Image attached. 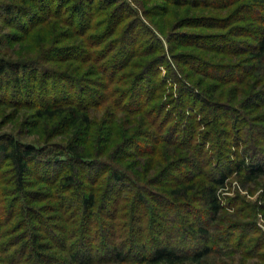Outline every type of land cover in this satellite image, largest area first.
Instances as JSON below:
<instances>
[{"label": "rangeland", "instance_id": "obj_1", "mask_svg": "<svg viewBox=\"0 0 264 264\" xmlns=\"http://www.w3.org/2000/svg\"><path fill=\"white\" fill-rule=\"evenodd\" d=\"M263 1L119 0L109 6L93 0L89 6L83 3L81 12L75 15L68 5L55 8L53 4L42 15L45 23L35 27L22 24L16 30L0 23V63L23 68L15 79L8 73L3 77L0 139L9 136L37 151L24 180L26 201L38 200L40 206L51 203L46 198L52 193L49 185L63 171L59 164L65 157L63 148L75 131V127L61 126L60 120L38 118L35 111L75 107L87 113L90 123L86 138L81 140L86 153L89 157L102 152L109 155L88 158L96 159V164L82 168L86 180L76 190L80 197L93 192L97 198L90 218L92 226H97L91 230L90 244L92 248L100 245L95 238L100 235L98 221L114 224L111 228L122 234L121 241L118 235L117 240H111L114 244L127 241L124 229L128 210H120L127 204L115 203L116 196L107 195L93 180L106 179L104 171L108 168H119L124 173L133 169V159L121 163L115 160L122 159L124 152L135 155V150L122 143V137H129L131 132L144 145L138 149L164 147L152 146L145 139L159 135V130L151 127L155 119L149 111L152 105H158L161 116L171 117V140H180V133L191 132L192 127L196 148L207 133L204 127L193 126L200 121V102L192 100L198 95L219 106L215 112L219 117L216 132L211 135L212 143L204 148L212 166L220 171L227 165L226 161L216 160L220 152L232 161L245 158L249 164L260 163L263 174L255 181L247 180L242 172L229 174L224 189L217 193L221 210L215 221L204 214L205 208L199 203H193L189 212L171 210L167 217L164 207L148 200L146 206L138 207L144 221L137 224L136 247L148 249V240L164 241L163 237L170 236L184 254L207 249V256L197 264H264V64L250 59L263 38ZM152 94L155 98L149 102ZM179 100L184 104L182 109L174 106ZM137 109L143 112L135 116L127 112ZM236 113L240 122L234 124ZM179 125V133H175ZM145 134L149 136L143 137ZM179 140L180 148L184 143ZM179 148L171 150L181 154ZM174 175L185 180V175ZM7 177L8 164L0 157V192L7 189ZM122 187L117 185L118 193ZM3 212L0 210V223L5 217ZM154 214L161 219H155ZM113 215L125 218H108ZM56 223L64 226L69 222ZM176 223L187 229L188 236L181 234ZM3 229L0 226V231ZM95 250L93 264L111 260ZM138 253L143 254L137 252L135 257Z\"/></svg>", "mask_w": 264, "mask_h": 264}, {"label": "trees", "instance_id": "obj_2", "mask_svg": "<svg viewBox=\"0 0 264 264\" xmlns=\"http://www.w3.org/2000/svg\"><path fill=\"white\" fill-rule=\"evenodd\" d=\"M3 1L0 0V23L13 29L22 28V24L33 27L42 25L45 23L41 20L42 15L47 14L53 4L55 8L58 5L62 7L68 5L73 11L72 14L75 15L81 12L83 3H86L85 6H89L93 2V0ZM118 1L97 0V2L109 4V6ZM261 3L263 4V15L260 22L263 38L256 45V52L250 54L251 62L258 64H264V1ZM22 70L15 64L0 63V87L6 73L15 79L16 74ZM261 72L264 74V71ZM141 88H143L142 85ZM138 95L140 98L143 97L140 88ZM150 97L149 102L155 98L153 94ZM192 100L200 102V121L194 123L193 126L204 127L207 130V133L202 135L203 142L196 148L192 143L194 138L192 127L190 128L192 133L190 131L180 133L182 135L181 142L184 145L179 148V139L176 141L170 139L174 129L173 125L168 126L171 117L167 114L161 116L158 105H152L149 107V111L153 113L155 119L152 121L151 127L153 130L158 129L160 136L145 139L149 140L148 144L152 146L163 144L164 147L161 150H157L154 146L150 149H138L144 145L136 141L138 138H134V132H131L128 134L129 137L125 139L122 137V143L126 142L129 150H135V155L124 152L122 159L115 160L121 163L133 159V169H130L129 173H124L119 168H108L104 171V173L107 172L106 179L100 182L96 179L93 180L94 184H99L103 191H107V195L113 193L116 196L117 201L115 203L127 204L120 207L122 208L120 210H128L124 229L128 240L119 244H114L111 241L117 240L119 237L121 241L123 238L122 234L116 233V230L111 228L114 224L110 226L98 221L100 235H96L95 238L100 245L92 248L90 244L92 242L91 230L97 225L92 226L93 220L90 221V218L97 198L93 192L83 194L81 197L76 194V190L80 189L86 180L82 176V168L96 164V159L90 161L88 158L106 156L102 155L103 152L96 157H89L86 153V148L81 140L83 137L86 138L90 126L87 113L79 111L75 107L65 109L43 108L35 111L38 118L47 121L60 120L61 126L75 127V131L63 148L65 157L59 163L63 171L55 183L49 185L52 193L46 198L51 203L45 206L37 205L38 200L32 199L28 202L24 198L27 195V185L24 180L28 171V164L36 157L37 151L32 146L21 144L9 136H3L0 139V157L8 164V181L6 191L0 192V210L6 212H3L5 217L0 223V226L4 228L0 231V264H93L92 257L96 252L95 248L111 257L110 261L102 262V264H126L131 263V261L132 264H184L187 261L199 263L208 254L205 247L200 252L184 254L178 250L176 242L172 241L170 236L163 237L164 241L157 238L150 239L147 241L148 249H138L136 247L138 240H135L134 237L139 234L140 228L137 224L144 221V217L139 215L140 209L138 207L146 206L150 200L168 210L164 211V214L167 215L171 214V210H178L177 212L192 211V204L199 203L205 208L204 214L215 221L221 210L217 193L220 189H224L228 175L242 172L247 180L255 181L263 174V166L260 163L249 164L245 158L232 161L225 156H220L219 152L216 160L219 162L226 161L227 165L220 171H218V167H213L211 157L204 153V148L206 143H212L211 135L216 132L215 126L218 124L219 117L215 115V112L218 111L219 106L203 100L198 95L193 96ZM174 102V106L177 108H184V104L180 103V100ZM127 112L131 116H135L141 114L143 110L137 109ZM179 115L183 119L181 113ZM239 117L238 114L234 117V124L240 122ZM180 126H177V131L174 130L175 133H179ZM165 135L167 137H164ZM148 136L147 134L143 137ZM171 148H179L181 154H178L176 150L172 151ZM217 148L219 151H224L223 148ZM183 169L195 170V172L194 174L183 172ZM174 174L185 175V180L177 179ZM118 184L123 186L119 193L116 190ZM148 187L158 188V191H149ZM193 213H199V211H193ZM153 217L161 219L156 214ZM167 217L169 216L167 215ZM67 218L69 219L66 221ZM108 218L124 220L125 217L124 215H113V217ZM71 219L73 223L70 221ZM56 222L69 223L59 226L56 225ZM152 223L160 227L156 221H152ZM176 224L181 234L188 236L187 229L182 228L181 225H178L179 223ZM5 228H8L9 231L11 229V232L8 233ZM197 230L201 232L202 228L198 227ZM152 232L157 234L159 231L153 229ZM202 233L204 234V232ZM160 234L164 236L162 231ZM137 252H143V254L139 256L138 253V256L135 257Z\"/></svg>", "mask_w": 264, "mask_h": 264}]
</instances>
